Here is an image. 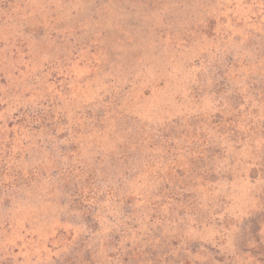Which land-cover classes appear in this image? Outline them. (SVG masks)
I'll use <instances>...</instances> for the list:
<instances>
[{"label": "rangeland", "instance_id": "1", "mask_svg": "<svg viewBox=\"0 0 264 264\" xmlns=\"http://www.w3.org/2000/svg\"><path fill=\"white\" fill-rule=\"evenodd\" d=\"M0 264H264V0H0Z\"/></svg>", "mask_w": 264, "mask_h": 264}]
</instances>
